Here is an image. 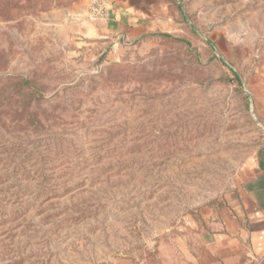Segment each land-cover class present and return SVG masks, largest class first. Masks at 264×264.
Segmentation results:
<instances>
[{"label": "rangeland", "instance_id": "374dc122", "mask_svg": "<svg viewBox=\"0 0 264 264\" xmlns=\"http://www.w3.org/2000/svg\"><path fill=\"white\" fill-rule=\"evenodd\" d=\"M177 1L171 30L123 43L84 35L108 16L91 0H0V264L198 251L261 139L264 0Z\"/></svg>", "mask_w": 264, "mask_h": 264}, {"label": "crops", "instance_id": "0c3cea01", "mask_svg": "<svg viewBox=\"0 0 264 264\" xmlns=\"http://www.w3.org/2000/svg\"><path fill=\"white\" fill-rule=\"evenodd\" d=\"M179 5L177 0H108L107 18L87 24L84 35L127 43L168 32L183 16ZM246 87L261 139L237 171L198 251L166 264H264V57Z\"/></svg>", "mask_w": 264, "mask_h": 264}, {"label": "built area", "instance_id": "2783aa9c", "mask_svg": "<svg viewBox=\"0 0 264 264\" xmlns=\"http://www.w3.org/2000/svg\"><path fill=\"white\" fill-rule=\"evenodd\" d=\"M90 12L92 17L103 19L108 13L107 0H91Z\"/></svg>", "mask_w": 264, "mask_h": 264}, {"label": "trees", "instance_id": "16d2710c", "mask_svg": "<svg viewBox=\"0 0 264 264\" xmlns=\"http://www.w3.org/2000/svg\"><path fill=\"white\" fill-rule=\"evenodd\" d=\"M231 73L233 74L235 80H236L238 83H240L241 80H240L239 76L236 74V72H235L234 70L231 69ZM23 82H24L25 84H28V80H26V79H24Z\"/></svg>", "mask_w": 264, "mask_h": 264}]
</instances>
